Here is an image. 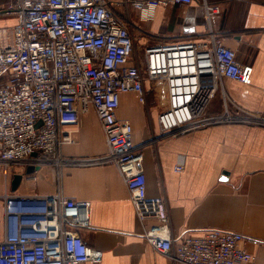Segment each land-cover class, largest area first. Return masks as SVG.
I'll use <instances>...</instances> for the list:
<instances>
[{
	"label": "built area",
	"instance_id": "built-area-1",
	"mask_svg": "<svg viewBox=\"0 0 264 264\" xmlns=\"http://www.w3.org/2000/svg\"><path fill=\"white\" fill-rule=\"evenodd\" d=\"M197 0H10L3 13L16 18L0 29V169L56 170L114 165L130 195L143 239L173 264H245L254 256L241 244L242 234L220 229L185 231L174 236L163 196L150 197L143 154L133 142V127L117 111L122 94L135 93L147 105L148 90L165 91L157 115L161 136H180L204 127L248 124L264 127V116L249 112L227 97L221 81H251L253 68L237 60L211 24L217 5L202 7L206 37L145 47L134 54L133 26L127 4L141 22L159 7L189 5ZM123 9L122 13L116 10ZM221 91L224 110L207 114ZM235 106L232 114L227 105ZM92 107L101 125L107 153L66 158L62 147L81 113ZM181 172L182 167H175ZM0 264H102V252L83 240L88 226L87 201H74L61 191L52 195L5 193Z\"/></svg>",
	"mask_w": 264,
	"mask_h": 264
},
{
	"label": "crops",
	"instance_id": "crops-1",
	"mask_svg": "<svg viewBox=\"0 0 264 264\" xmlns=\"http://www.w3.org/2000/svg\"><path fill=\"white\" fill-rule=\"evenodd\" d=\"M9 1L0 0V29L16 23L15 17L3 13ZM130 1L133 0L127 2ZM206 1L220 9L211 22L216 34L236 52L240 63L253 68L248 85L229 79L221 81L227 97L241 108L264 116V0ZM121 9L116 8L122 13ZM137 20L132 22L136 55H141L145 47L206 37L201 0L159 7L151 21L141 22L138 16ZM4 81L1 78L0 85ZM146 88L150 90L149 114L135 93H126L120 97L117 117L133 127V142L143 154L147 194L164 197L172 234L179 236L187 231L199 235L208 229L239 233L245 238L241 246L254 256L245 264H264V127L224 124L176 137L161 136L157 115L165 104V91H152L150 84ZM151 91L159 95L156 107L151 103ZM227 107L232 114L235 112L230 102ZM224 108L222 93L218 91L207 106V114H221ZM72 137L74 142L61 149L66 158L107 153L92 107L80 114ZM178 165L181 172L175 171ZM26 171L15 168L5 175L0 169V241L2 195H52L61 191L67 199L90 203L89 223L80 234L87 245L102 252V264H173L143 239V227L114 165L76 166L62 171L43 166L33 174ZM15 175H22V180L13 187Z\"/></svg>",
	"mask_w": 264,
	"mask_h": 264
},
{
	"label": "rangeland",
	"instance_id": "rangeland-1",
	"mask_svg": "<svg viewBox=\"0 0 264 264\" xmlns=\"http://www.w3.org/2000/svg\"><path fill=\"white\" fill-rule=\"evenodd\" d=\"M123 1H128V0H123ZM7 4V3H6ZM121 10H123V9H121ZM126 12V14L128 15V17H129V20H130V22L132 23H135V22H138V20H137V16H136V14L132 11V8H131V5H129V4H127V10L125 11ZM132 23V24H133ZM151 94H150V96H151V103H153V105H154V107H156L157 105H158V103H159V95H155V93L154 92H150ZM157 94V93H156ZM142 105V104H141ZM150 101L147 103V105H145V106H143L144 107V111L146 112V114H149V109H151L150 108ZM258 127V126H257ZM158 131H159V127H158V129H157ZM160 133V132H159Z\"/></svg>",
	"mask_w": 264,
	"mask_h": 264
},
{
	"label": "water",
	"instance_id": "water-1",
	"mask_svg": "<svg viewBox=\"0 0 264 264\" xmlns=\"http://www.w3.org/2000/svg\"><path fill=\"white\" fill-rule=\"evenodd\" d=\"M35 171H37V169L29 167L26 171L27 174H33ZM226 175V174H224ZM22 180V175H15L13 178V182H12V186L16 187L18 186V184L20 183V181Z\"/></svg>",
	"mask_w": 264,
	"mask_h": 264
}]
</instances>
